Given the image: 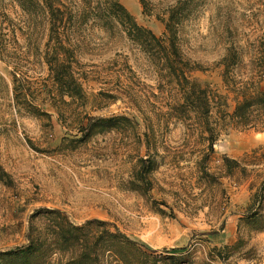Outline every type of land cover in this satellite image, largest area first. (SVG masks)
I'll use <instances>...</instances> for the list:
<instances>
[{"label":"rangeland","instance_id":"1","mask_svg":"<svg viewBox=\"0 0 264 264\" xmlns=\"http://www.w3.org/2000/svg\"><path fill=\"white\" fill-rule=\"evenodd\" d=\"M119 1L139 24L162 36L164 21L156 15L164 17L176 0H146L150 15L142 13L139 0ZM188 8L178 44L186 58L202 66L191 78L225 95L231 111L235 94L223 83L219 61L228 47H235L229 80L246 81L251 87L259 83L264 89V0H189ZM113 29V35L89 25L81 29L84 43L76 68L86 77L80 79L84 102H55L62 116L50 104L54 89L38 52L46 31L37 45L26 46L18 35V72L29 89L21 93L25 100L15 99L12 66L0 59V251L26 245L30 232L46 239L38 264H76L70 257L81 251L76 238L82 232L71 229L73 242L65 245L56 227L68 228L66 221L80 226L98 219L107 224L94 221L86 227L90 241L101 234L109 238L103 230L113 232L117 227L157 250L158 254H151L128 247L127 264H161L157 256L167 254L162 250L181 247L194 251L197 260L206 247L230 244L238 237L245 242L241 251L250 249V253L247 258H231L230 263L264 264V200L252 203L253 193L264 181V130L226 125L213 146L210 171L222 175L223 154L237 159L245 171L220 176L219 183H203L193 156L174 157V152L194 147L193 140L185 139V127L174 120L164 126L163 111L178 93L161 84L165 81L159 80L155 66L130 40L118 35L120 27ZM30 102L48 114L31 112ZM113 115H125L137 124L94 128L85 136L79 130L78 121L84 125L87 116ZM143 117L154 129L158 151L148 191L132 177L136 156L145 153L140 142ZM51 209L62 211L67 220ZM94 253L99 264H117L108 247L96 246L90 255Z\"/></svg>","mask_w":264,"mask_h":264},{"label":"trees","instance_id":"2","mask_svg":"<svg viewBox=\"0 0 264 264\" xmlns=\"http://www.w3.org/2000/svg\"><path fill=\"white\" fill-rule=\"evenodd\" d=\"M142 13L150 15L146 0H139ZM189 0H176L169 5L164 12V17L156 15L157 19L164 21V32L157 36L149 28L139 24L134 16L124 7L119 0H0V59L11 65L12 91L16 100L23 99L21 93H27L24 87L22 74L18 72L17 64L20 62L19 49L21 44L18 35L24 37L25 45H37L35 43L46 31V39L42 49L36 46L42 62L46 65L47 74L50 78L54 93L51 95L57 113L62 116L61 110L55 102L69 104L72 101L84 102L83 88L80 79L85 75L77 71L83 39L80 38L81 29L84 26L97 27L109 35L114 34V27H120L121 33L133 43L140 52L153 64L157 71L161 84L168 85L170 93H178V97L167 103L163 111L164 126L174 120L185 127V136L193 140L194 147L188 151L179 150L174 152V157L184 159V154L193 156L194 168L198 179L207 185L219 183L220 176H231L238 170L244 172L245 168L235 158L221 155V174L216 175L210 171L209 162L213 155V146L226 125L236 129L264 130V89L258 84L251 87L252 83L232 80L228 76V68L231 58L235 56V47H228L225 55L220 59L223 65L222 79L224 85L234 92L235 104L231 111L228 110L227 98L218 93L208 84L201 83L191 78V73L201 70L199 63H192L180 50L178 44V31L184 20L188 18L190 9ZM14 14L15 16H11ZM231 76V75H230ZM26 81V80H24ZM161 93L162 90L160 89ZM68 97L69 101L64 97ZM55 100V101H54ZM35 114H48L40 111L31 102L27 105ZM145 120V130L140 142L144 144L145 153L136 156L132 177L145 184V190L151 188L149 174L154 168L155 158L158 155L154 143L155 133L152 125ZM79 130L85 136L90 130L98 128L103 131L116 127L121 123L130 126L137 124L135 119L125 115H113L109 117L87 116L86 123L78 121ZM258 198L264 200V181H262L253 193V202ZM251 203V204H252ZM251 207V205H249ZM51 212L65 214L59 209H51ZM104 226L106 221L98 219L86 220L83 225L72 226L68 221V228L58 224L55 233L58 239L65 245L73 242L70 240L71 229L80 230L82 234L76 238L81 251L70 258L76 264H87L93 261L98 263V255H90L91 250L108 247L114 255L117 264H127L124 251L128 247L141 249L148 253H157L141 243L129 238L115 227L114 231L103 230L109 238L99 235L90 241L86 227L92 222ZM27 244L0 251V264H38V260L44 256L46 239L41 236L33 237L27 232ZM60 244L59 241H56ZM73 244V243H72ZM245 242L238 237L230 244L206 247L202 255L195 260V252L188 251L187 247L170 250L165 255H158L161 264H231L230 259L242 256L247 258L250 249L242 252ZM175 250H177L175 252ZM170 252V253H169ZM174 252V253H171Z\"/></svg>","mask_w":264,"mask_h":264}]
</instances>
